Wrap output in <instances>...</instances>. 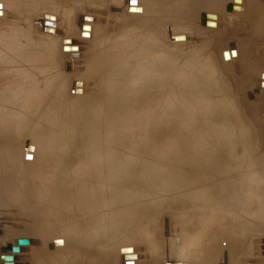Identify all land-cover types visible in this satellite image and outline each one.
<instances>
[{
  "label": "rangeland",
  "instance_id": "374dc122",
  "mask_svg": "<svg viewBox=\"0 0 264 264\" xmlns=\"http://www.w3.org/2000/svg\"><path fill=\"white\" fill-rule=\"evenodd\" d=\"M116 1L117 0H0V40H2L0 42V46L1 45L3 46V47L2 46L0 47L1 49L0 56L3 53L1 56V59H4V61H7L8 63H10V65L9 64L7 65L5 62L4 63L5 66L3 67L2 63L0 62L1 63L0 66L3 67V69L0 67V70L2 69V71H0V74H1L0 77L3 78L4 80L6 79L4 81L3 79L0 78V87L2 88L0 89L1 91L2 90L5 91V89L8 88L7 90L9 91V93H5L7 90L4 93L3 91L2 93H0V109H1V106L2 108L4 107L3 101L5 102V104L10 103L9 109L8 107H6L8 106L7 104L5 105L6 108L4 107L6 111L8 110L7 111L8 113H6V115H8V122L10 124L7 126V128L9 129V134L12 137L13 135L18 136L16 139V141L18 140L17 141V144L19 143L18 145H20V143L23 144L25 142V144H27L25 146H28V145L30 146L33 144V142L37 143V141L41 140V138L43 137L45 138L46 137L45 135L46 134L48 135V133L52 135V137L53 135H55L56 137L57 134L59 135L61 130L63 134L64 133L67 134V132L69 131L68 135H65V134L64 135L67 136L68 138L67 137L66 138L69 139L70 141L67 140V142H65L66 140L64 138L65 136L60 133L59 136L61 137H59L58 139H55L52 142V144L55 146L57 145L61 146V145H64L65 143H67L68 145L72 143L73 145L72 144L70 145H72L73 148L70 145L67 147H71L73 150L72 151L70 149L71 152H73L74 154V156H72L74 157V159H72V157L71 159L76 161L75 162V164H77L76 168L78 169L79 167H82L80 166L81 163H83L82 165L85 166V169L84 167H82L83 169L79 168L83 170V172L79 170L80 173L78 171V175L79 174L80 176L83 175L81 176L83 179L82 178L81 180L78 179V181H82L81 183L83 184H85L84 182L86 181H88L86 182V184H90L91 181H93L94 182L93 184H95L96 182L95 179L96 180L101 179L102 181L97 180V182L99 181V183H101L103 187L100 186L99 184L98 186L100 188L102 187V191L106 192L104 193L100 191L101 189L98 186H96L98 187L96 188L95 185L97 184L95 185L90 184L89 187L93 185L91 189L88 187V185L87 187L85 185L84 188L86 189V191L85 189L83 190V192L80 190L81 194L79 192H78L79 195L77 194L79 197L78 199L79 204H78V201L76 200L78 197H76L77 195L75 194L80 188H77L78 190H76L75 194H73V196L75 195V197L73 198H75L77 202V205L75 204L76 205L75 207H77L78 205L80 207L82 206L83 207L80 208L78 206L75 212L77 213L78 212L77 209H78L81 215L79 213H77L78 215H76V213L74 215L73 214L69 215V212H68V214L63 215L62 217H60V219L57 220L56 217L49 216L47 213L48 218L45 219L44 216L46 215V212L45 213L43 212L45 211V208H47V203L50 200V199L48 200V198H51L52 196L51 195L49 197L45 196L47 199L46 202H43V200L45 199L43 197L42 198L43 200H40L41 201L40 204H38L39 203L38 201L36 202L34 200L29 201L28 198L30 195L27 193V191L29 190H26V186H25L28 180H26L27 177L25 178V175L23 173L25 171V168L21 167L22 168L21 170V168L18 167L20 166L19 163L17 164L15 169L12 166V170L14 169L16 173H18V171L21 173L22 171V174H21L22 177L19 176L20 173L16 174L13 172L14 171L13 170L12 171L13 175L7 178L9 185H13L16 188L19 186L18 187L19 190L17 188L16 193L19 192L20 190H22L21 192H23L22 194L21 192L17 194L15 193L14 196L16 197L17 195H20V196L22 195V197L24 198L23 195L25 193H27V195L29 196L26 198L28 200L26 204H25L26 200L23 199L25 200V202L23 203V200L20 196L19 197L17 196V197L20 198L22 201L18 200V198L16 197L15 199L18 200L16 202H15V199L13 198L14 196H12L13 200L11 202L8 201L9 204L6 202L7 204L3 205L2 208L0 209V256H4L2 252L9 251L10 249L9 244H14L15 242L18 243L17 240L21 239L20 235H22V239L24 238L29 239V242L25 240L27 245L28 243L29 245L26 247L25 242L24 243L20 242L19 243L20 245L18 244L19 245L18 246L15 243V246L13 247L11 246L12 251L10 250V252L12 253L14 252L13 256L7 255V257L11 256V258L8 260L0 258V260H4L5 264H8L9 262L11 264H40V263L42 264L43 261H47L48 262L47 264H49V261L53 262L51 258L56 257L58 255L57 251H59V249L63 250L62 254H60L61 251L59 252V256L63 254H64L63 256H65L66 252L64 253V250L67 251V249H70L69 251L71 253L72 252L74 253H72L73 255H71L69 252H67L66 255H70L68 257L73 256L71 257V259L74 260L75 258L74 256L76 255H78V259L81 255L82 256L86 255L85 257L88 260L84 259V261L85 262L89 261L90 263L94 259L93 257L94 256L96 257L99 254V252L101 253V250H103L104 252L105 251L106 252L104 253L102 251L103 253L99 255L107 256L109 261L113 264H123V262L119 258V254L123 252L121 250L124 247H122L121 249L120 247L127 243V245L130 244L133 247V249L136 251V253L138 254L137 260H135L136 256L134 254L132 255L133 257L131 258L135 260V263L132 262L129 264H163L165 261H171V262L173 261L176 264H186L188 263L189 260L186 261V258L184 257L185 254L187 255V259L188 257L189 258L191 257L190 260L192 259L194 261L196 260L195 262H193V260L189 261L188 264L190 263L198 264V262H200L199 264H202L203 261L201 260L202 258H204L202 257L204 252L199 251V250H204L202 249L204 246L205 248H208L209 246H211V244L209 245V243H207L208 246L206 244H202V241H200L199 243L198 242L199 240L197 241L196 237L194 238L195 234L199 235L201 233V232L194 231V230L198 227V225L200 227L202 225L205 227L206 231H210L209 233H212L211 231H213L215 239H212V241L216 240L215 242L216 243L218 242L217 245L220 243L218 246H216L215 242H214L215 244L212 243L213 246H215V248L218 247L216 251H219V250L222 251V252L219 251L220 257L216 261L221 262V264H264V227H262L264 225L263 222L260 221L262 224L261 226L257 218L253 217L255 219L254 220L251 217L253 219L252 220L253 223H250L251 222L250 217H248V219L250 220L249 221L247 218H244L242 216L243 213L240 214L241 212L237 210L238 207L231 206L232 202L229 198L230 196H228V193H227L228 188H229L228 186L229 181L231 180V175H233L232 167H229V166L233 165L235 161L242 159L244 162H246L247 165L255 166L256 170L261 168L260 165L262 164V161H261L262 157L260 154L261 151L256 145V139L258 136V128H257V123H256L257 121L255 120L261 117L263 114V108L261 106L262 105L261 103L264 102V95L260 94L258 91H255L257 87L259 88L258 81H260L262 78L258 76L259 72L253 71L250 75L249 81L247 83L241 84L245 80L244 78H246L245 75L242 77V74H241L242 73L241 69L243 67L242 62H240L237 58H235L230 63L228 55L225 54L227 53L225 48L230 43H232V40L238 43L240 40L239 37L244 36V34L241 33L243 31L242 27H239L240 25L238 24L239 28L237 29H239L240 31L239 33L240 36L238 35L237 37H235V35H232L234 34L233 32L230 33L231 35L227 36L226 31L229 29V24L226 21L225 23H227V25L225 24V28L223 31L224 34H222L221 40L219 41V43H217L219 44L218 45L219 47L216 51L212 47L214 46V43L209 44V46L206 45L204 39L208 35L207 28L205 27L203 28V25L199 21H196L197 19L195 17V14H196L195 12H193L192 10H187L185 8L180 9V8L173 7L170 10L160 8L162 9V11L155 10L152 12V14L157 15L158 18L163 16L162 18H164V22L160 23V33L156 39L157 41L155 42L157 43L156 46L153 45L155 43L149 44L150 46L149 47L150 49H149L147 48L148 45L145 46L146 40L143 37L144 36L143 33L138 32L137 30L135 31L132 30L130 35L127 36V32L132 28L131 26L134 25L136 19L144 14L145 4L139 1L138 6L136 5L133 6V5H129L130 4L129 0L127 1L119 0L118 2ZM225 9L226 8L224 7V9L219 14V16L223 19L226 18L228 14H231ZM84 26H86L87 28L85 29ZM155 28L157 29L159 28V26L155 24ZM197 29L199 30L198 32L196 31ZM77 31H83V33L80 34V32H77ZM182 31L184 32L183 34H185L186 37H184L183 35L182 36L181 35H172V36L170 35L171 33L173 34L174 32H182ZM78 33L80 34V36H78L79 35ZM82 35L84 37L88 36V38L87 39L85 38V40H82L83 39ZM89 36L90 37L92 36V38L90 39ZM78 37L81 39H79ZM8 41H10L9 42L10 45H6V43L8 44ZM258 42L259 41H257L255 44V47H253V48H256V50L253 53L252 55L253 59L251 60L253 61L252 65H254L255 68L264 66V45H261V44L257 45ZM14 44L16 46H13ZM4 45L6 46L4 47ZM17 45L21 46L22 50H20V47H17ZM23 45H26V46H23ZM8 46L12 49H10ZM6 47L10 50L5 51L4 53V50H7ZM13 47L14 49L15 47L18 48L17 53L15 52L16 49L12 51ZM23 47H25L28 52L26 51V49L24 50ZM40 48H41V52L43 48V54L46 51L47 56L46 54H44L45 57H43V54H40L43 57L42 59L41 57L40 58L35 57V59H33L32 57L36 56V53L37 54L40 53V50H39ZM195 48H197V51ZM69 49L70 51H68ZM257 49L258 51L260 49L261 52H258ZM136 50L138 54L136 53ZM32 51L35 54H33ZM134 51L137 54L136 57L138 58L131 59L132 58L131 55L132 53H134ZM7 52H9L8 56L6 55L7 57H9V55L11 54L12 55L14 54L15 57L13 55L12 56L13 58L10 56L12 59L7 58L5 56ZM24 53L28 54V56H26L27 58L25 57ZM128 53L130 54V56ZM16 54L19 57L16 56ZM29 54H32L33 56ZM126 55L128 57H126ZM129 57L131 58L129 59ZM30 58L33 59V64H31L32 61ZM122 58L123 59L126 58L125 61ZM38 59H41L42 61L43 60L44 61L43 62L38 61ZM8 60L12 62H9ZM36 60L39 65L41 64V66H38L37 63H35ZM128 60H131V61L129 62ZM157 60H158L157 63L159 64L156 63ZM126 61H128L129 63ZM124 62H126L125 63L126 65L124 64ZM137 62H138V65L144 62L145 63L144 65L145 66L147 65L146 67H148V65L150 64H151L150 67L154 65L153 71L155 72H152L154 74L151 73L152 76L155 74H156L155 76H157L158 78L162 76L161 79L159 78L161 81L157 77L153 76L154 79L157 78V81L155 79L153 81L154 82L153 85L151 84L152 86H154L153 89L151 85L150 87H148L151 96H149L150 94L148 92V89L146 88L148 84L145 83L143 80L144 77H140L136 79V83L134 82L135 81L134 78H132V80H134L133 81L134 83L132 82L131 79H129L131 78L130 76L133 73V72L131 73V70L133 69L134 66H136ZM127 65L130 67V73L126 71L129 74L124 72L126 67L128 70ZM7 66H8V69H7ZM124 66L125 68L124 70H122L123 69L122 67ZM189 69H192L191 71L192 72L194 71V72L193 73L190 72ZM6 70L8 71L7 73H5ZM160 70H167L166 72L168 74H166L165 71H161V73L164 72L161 75V73L158 72ZM183 71H185V73ZM1 72H3L4 74H2ZM103 72H105L104 74L107 73L106 75L111 78H108L109 80H107V77H105L106 75H104ZM123 72L125 73V77L121 78L124 75ZM182 72L184 73V75ZM134 73H136V71ZM126 74L129 77L127 78L128 82L126 81V77H127ZM133 74H132V77H134ZM165 74L167 76H164ZM113 76H116V79L119 78L118 76H120V78L118 80L116 79L112 80ZM165 77L166 79L162 80V78H165ZM139 79L141 80L138 82ZM104 80H107L109 82L111 80L112 81L116 80L115 83L110 82V84L109 82L106 81L105 85L107 87L110 85L109 86L110 91L108 90L109 93L107 91L103 92L104 90L109 89V88H106L104 84H103L104 86L102 85V83L105 82ZM163 81L164 83L163 84L160 83L161 84V85L159 84L160 86L156 84V83L163 82ZM2 82L5 84V86L3 85ZM143 82L146 85H143L142 84ZM112 83L114 84L112 85ZM263 83H262V87H264ZM2 85L5 87L4 89ZM141 85H143V87ZM162 85H164L166 88ZM100 87L103 89H101ZM134 87H135L134 90H136L137 93L133 94V96H128V94H126V90L131 89V88L133 89ZM160 87L165 88L164 92L162 90L163 88H160ZM178 87H182V89L181 88L177 89ZM155 88H159V92L157 90L155 91ZM144 89H146L148 93ZM166 89L167 91H165ZM160 91H161V94L163 95L160 94ZM169 91L171 94L167 93ZM120 92L121 94H119ZM122 92H123V96H122ZM155 92L158 94H156ZM104 93L106 95H104ZM152 93L153 95L154 93L155 95H157L155 96L156 99L160 100L159 98H162L161 100L163 101L166 100L165 102L167 103L165 102L162 103L161 101V104H160V101L158 100L154 101L155 97H153ZM4 94H7L8 96L5 95L6 96L5 98V96H3ZM100 94H103V95L100 96ZM107 95L109 96V98ZM9 96H10V100H9ZM102 96L103 97L105 96V97L103 98ZM148 96L150 99L148 98ZM152 100L153 102L158 103L157 106H155L156 103H154L155 105L153 104ZM103 102L106 104H104ZM130 104H132L133 108L131 107ZM147 104L149 105L151 104L150 107L147 106ZM119 105H120V108H119ZM164 105L167 107V109L165 108ZM148 107L150 111L147 109ZM152 107L154 111L153 110L151 111ZM157 108H161L159 109L160 111ZM117 109H121V111ZM129 109L131 111H129ZM116 110L117 112L120 111V113L119 112L116 113ZM162 110L166 114L168 113L167 115L169 117L167 115L166 117L164 115L165 113H162L163 112ZM113 112L114 114H116V116L113 114ZM122 112L124 114L126 112L127 115L125 114L126 116L124 115V117H122L123 116ZM9 113L11 116L9 115ZM128 113L129 114L131 113V114L129 115ZM62 114L66 115L69 120L67 118L65 119L66 116L64 115H63L64 118H61L63 117ZM149 114L151 117L149 116ZM184 114L187 115V117ZM69 115L71 119L73 118L71 121H70ZM72 115H74L75 117L74 116L72 117ZM128 115L130 116V118L128 117ZM104 116L107 117L106 119H108L109 117L108 121L105 120ZM114 116L115 118L113 119H117L116 117L121 118V120L126 117L129 119L126 118V119H123L122 121L120 120L121 123L119 121V124L121 125L118 126V123L116 122H118L119 119L113 122L114 120L111 117H114ZM136 116H138L139 118L137 119ZM147 116H149V119ZM11 117H12V120L15 118L14 119L16 121L15 123L18 122L15 125L16 127L11 126L15 124L13 121H11L10 119ZM19 117L22 121L25 119V124L24 122L22 123L20 119H18ZM133 118L135 120H133ZM159 118L161 119L160 121H159ZM164 118H168L169 121ZM147 119L149 121H147ZM151 119L155 124L158 121L162 123L158 122L157 123L158 126L157 125L152 126L154 123L152 121L150 122ZM62 120H63V123H62ZM73 120H75V122H72ZM26 121L29 122L28 125ZM104 121L106 122L104 123ZM111 121L112 123H114L113 126H112ZM144 121L148 123H145ZM163 121H166V122H163ZM64 122L65 124H67L66 126H68L71 129H69L68 127L65 128L66 126ZM107 122L109 123L108 126H107ZM131 122H134V123H131ZM139 122H141L142 124ZM125 123H127L126 125L127 126L129 125V127H123V124ZM143 123L145 125L146 124L147 125L152 124V125L145 126L143 125ZM73 124L74 126H72ZM131 124L133 125L131 126ZM19 125L21 126L20 130H23L22 131L23 133L20 131L21 135L20 133H18ZM115 125H117V127ZM9 127L14 130L13 131L11 129L13 134H11L12 132L10 131ZM34 127H37V128L33 129ZM131 127L132 128L135 127V128L132 129ZM22 128H25V129H22ZM32 129L33 131L36 130L35 133L30 132L32 131ZM38 129L41 130V132ZM63 129L64 130L69 129V130L67 132H65L66 130L63 132ZM28 132L30 133V135ZM55 132L57 134H55ZM38 133L39 134L44 133V134L39 135V138H38L37 136ZM105 134L107 135V137L105 136ZM36 136H37V139H36ZM102 136H105V139H103ZM26 138H27L26 141L29 140L28 141L29 143L25 141ZM41 141H43V139ZM39 142L40 141H38V143ZM191 142L194 143V146L199 145L197 146V149L200 151V154H198V150L196 148L195 149L193 148L194 146H192L193 144ZM74 143L76 146L74 145ZM189 145L191 146L189 147ZM204 145H206V148L208 149L210 147L212 151L210 149L209 150L207 149L208 151H205L204 153L202 151L203 148L206 150ZM33 146L35 145L33 144ZM198 147L200 148L203 147V148L199 149ZM76 148H79V149H76ZM82 148H84V151L80 150ZM94 148L97 150L95 151L96 153L98 151H99L98 153H101V154H98L101 156L103 154L102 149H105L103 155H106L105 152L107 151V154H108L106 155L107 159L105 158V156L104 157L102 156L103 158H105V161H106L104 165L102 164L103 166L108 167L112 165L113 163L115 164V162L118 163L119 165L115 164L117 165L116 167H108V168L107 167L104 168L103 166L99 167L98 165L100 164V162L101 161L105 162V161H103V158H100V156H98L97 154H95V156H98V157H96L97 159L94 160L95 156L91 154L92 151L93 153H95ZM97 148L101 149V151ZM216 148H217V151L219 152V153L215 152L217 153L215 154L217 156L212 154L214 151H216ZM107 149L111 150V155L109 154L110 152H108ZM188 149H190L191 151L196 150V152L192 151V154L196 153L198 155L196 154H195L196 156L192 155L191 151L190 150L188 151ZM79 150L82 152V154L86 153L85 150H87V153L83 155V156L86 155L83 159L84 160L88 159L85 161L86 162L89 161V164L88 163L86 164L84 160L82 161L83 156L81 155ZM71 152H70V156L72 154ZM189 152H190V155H192V158L190 156L189 157L187 156V153L189 154ZM207 152L208 154H206ZM209 152H212V153L210 154ZM201 153H203L202 155H205V158L207 157L206 155H208V158L210 155H212L209 158V160L213 159L212 162H214V159H215L216 161L212 163L208 159L207 160L204 159ZM89 154L91 156H89ZM49 155L50 154L46 155L48 159H49ZM54 155L55 153L50 155V158L52 156V159L56 161ZM87 155L88 157H91V158H86ZM112 155H115V156H112ZM194 156L196 158H193ZM39 157L40 158H37V159L41 160L43 158L41 155ZM199 157H202L203 159H200ZM109 158L111 160H108ZM186 158L189 163L187 162V160H185ZM37 159H36V163H37ZM46 159L47 158L44 157V159H42V161H44L43 163L42 161H39L37 163L38 165L41 162L40 163L41 165L40 164L39 165L42 167H40L39 165L37 167L35 166L37 172H39L38 170L42 168L44 172L40 170V172H42L40 173V175L43 174V176L45 175L44 173L50 175L53 170L52 168L54 167L53 165L54 161L52 160V163H51L50 159L49 161ZM98 159L99 160L101 159V161H99ZM189 159L191 161L193 159L194 160L197 159V161L194 162L193 160V162H191ZM79 161L80 163H78ZM204 161L208 163L206 166H205ZM210 162L213 165L210 164ZM36 163L34 165H36ZM48 164L51 166L53 165V166L52 167L48 166ZM87 165H90L89 167L93 165L92 167L94 168L92 167L89 168ZM86 166L88 168H86ZM120 166H121V170L124 169V173L123 171H121L123 173L121 175L119 174L121 173L119 172ZM203 166L209 167L211 170L213 167H217V168H213L212 173H211V170L207 172L209 168H204ZM101 167L103 169H106V170L102 169L101 171L103 172L105 171V173L107 172L106 175L104 174V177H102L103 172L101 173L100 170H98V169H101ZM16 168L18 170H16ZM114 168L117 169L118 172L114 171L113 170ZM203 168L205 169L207 173L204 172ZM86 169H87L86 172H89V174H87L86 172H85L86 174L84 173ZM93 169L95 170V172H93L94 171ZM216 169L217 171L213 173V171H215ZM90 170L93 172L92 175L90 174L91 173ZM96 170L98 171V173ZM111 170H113L114 172L113 171L111 172ZM202 171L204 173H202ZM110 172L112 174H110ZM158 172L160 174H158ZM199 172L201 173L200 175L201 177L198 176ZM220 172L221 174H219ZM99 173H101L100 174L101 176L99 175ZM202 174L206 176L208 175V177L206 178V176H203ZM178 175H181V176L184 175L183 177L188 178V179H190L191 176L195 177L196 175L200 177L199 180L206 178L205 183L204 182L197 183L199 185L198 194H203L204 196V197L202 196L201 197L202 199L200 200L202 203L199 201L197 202V200L195 201L196 199L195 194H194L195 190L192 186L185 189L184 190L185 193H184V191H180L179 189H177L175 185L173 184L170 185L171 183L170 181L174 178V176H178ZM84 176H86V178H84ZM88 176L89 177L91 176L90 180ZM92 176L94 178H92ZM113 177L114 179L116 177L119 178V180L118 178H116L119 181V184L118 182H116L117 180L113 179ZM103 178L105 180H103ZM109 178L111 179V181ZM169 178H170V181L168 180ZM22 180H24L26 184ZM106 180L108 182H106ZM166 180L170 183H168ZM20 181H22V183ZM114 181H115V184H114ZM163 181L165 184L163 183ZM109 182L110 183L113 182V183L110 184ZM192 182H195V181H192ZM21 184L22 185L24 184V186H22ZM116 184H118V186ZM111 185L112 187H114V188L111 187L112 190L110 189ZM93 187L95 189V192H90V191H94L92 190ZM88 188L90 189V191ZM107 188L108 190L110 189L111 191H108ZM118 188H119V191H121L119 194H121L120 196L122 197L118 196L119 194L117 193V190H116V194H118L116 195V198L118 199L117 200L115 197L112 198V194L115 192V189H118ZM99 191H100V196H102L103 198V199L100 198V201L101 202L103 201L101 204H100V201H97V198L99 199V194H98ZM85 192L89 194L87 195ZM94 193L98 196H96ZM204 193L206 195H204ZM166 194H167V197L165 196ZM27 195H25V197ZM80 195L84 196L82 197V200H84V202L89 201L87 199H91L92 197L93 199V200L91 199L92 201L85 203L86 206L89 204L88 206H90L92 210L89 209L88 206L86 209L85 205H83L84 202L81 201ZM103 196L107 198L106 201ZM186 196L192 197L193 199L186 197ZM85 197H88V198H85ZM149 197L151 199L150 201H152L153 204L149 201ZM114 198L119 202H117ZM113 199L117 203H115ZM30 202L32 205L30 204ZM90 202L91 204L95 202L96 205H99V207L105 206V205L106 207L99 208L95 204L91 205ZM103 203L105 205H103ZM194 203L197 204V207L193 205ZM27 204H28V207H27ZM50 204H53L52 201L50 202ZM36 205H37V209H36ZM39 205L40 206L46 205V207L45 206L39 207ZM33 206L34 208H31ZM25 207L28 208L29 210L33 209L32 210L33 213H31ZM95 207H97L99 210H103L102 211L103 213L101 211H98V214H97L96 210L98 209H95ZM39 208H42L40 209L42 211H40ZM232 208H235L233 209L234 212L232 211ZM24 209H26L25 212H24ZM82 210H85L84 211L85 213H83ZM94 210L96 213L92 212ZM213 210H214V214L218 212L220 213L222 212L223 214L219 216L218 219H216L213 222V224H211L208 221L209 219L207 218V216L208 214H213ZM235 210L239 212V214H236L237 212H235ZM39 211L45 215L41 214ZM203 211H204V215L202 218H200V216L198 215L200 212H203ZM228 211L230 215L228 214ZM30 213L32 214L33 218ZM86 214H87V217L84 216ZM38 215L40 217H37ZM67 215L69 217L74 216L75 219L77 218V216L79 219L81 217H82L81 219L83 220L85 218L86 219L88 218V219L87 221L86 219L84 221L80 219L82 223L85 222L83 224L80 222L78 218H77V221L80 222V223L78 222L79 224L74 219L76 221V224L73 225L75 221L74 220L72 221L71 217L69 219ZM92 215L95 216L96 218L95 217L93 218ZM101 215H102L101 221L103 222L102 227L103 226L104 228L106 227L105 228L106 232L103 231L102 233V236L104 235L102 237V239L104 238L103 239L104 242H102V240L100 241L99 239L101 238L96 236L97 232L95 231H98V230H96V228H92L97 225V224L96 225L94 224L95 222H93V220L96 219L94 221H96L97 223L98 221L97 218H100ZM41 217L45 221H47L46 226L48 225L49 227L50 226L52 227L55 224L56 228L52 229L54 233L53 231H50L51 227L50 228L48 227L47 231L43 230L44 232L42 231V229H40L41 231L40 233L39 228L45 227L44 226L45 224H43L45 222L43 221V219H41ZM51 217H54L55 219L54 218L51 219ZM65 217H67V219ZM226 217H230V224L228 223L229 221L227 222V224L225 223ZM242 217H243V221L245 225L242 222V219H241ZM238 219H241V220H238ZM244 219H247V220H244ZM30 220H32V222ZM51 220L53 221L55 220L53 225L49 224L51 223L49 222ZM88 220H90V222H88ZM180 220L184 221L185 223L183 224ZM237 220L239 223H237ZM27 221L31 222V224L33 223L32 224L33 227L32 226L30 227L29 222L27 225L26 224ZM57 221H61V222H57ZM63 221L65 222L67 221V222L65 223ZM69 221L71 222V224L69 223ZM91 221L93 222L94 226H92L93 224L91 223ZM234 221H235V224L232 225ZM246 221H248L247 222L248 225H246L245 223ZM38 222L39 223L41 222V223L36 224ZM87 222L89 226H92V227H88ZM153 222L154 224H152ZM155 222L157 223L155 224ZM56 223H58L59 226H61V228L63 229L65 227L66 228L68 227L67 228L68 232L70 229L69 226L75 228V231L73 228L70 229L72 230V232L74 231L77 234V232L79 231L78 232L79 235L77 234L78 236L75 235L74 232H73V235H74L73 236L72 232H70V234L67 233L68 234L67 235L66 234L67 231L65 230L64 233L66 234V239L68 237L69 241L65 239L64 242L67 244V247L70 246L69 248H67L66 244L62 243L57 238L59 237L58 235L60 236L63 235L61 238L64 239L65 234H62L63 229L61 230V228H59L57 231V228L59 226L58 224L56 225ZM68 223H69V226L67 225ZM174 223H175L174 226H176L175 228L173 227ZM41 224L42 226H40ZM80 224L83 225L84 227L81 226L82 227L81 228ZM228 224H229V227L226 228ZM256 224L258 227L256 226ZM78 225L79 227H77ZM27 226H29V228L31 229L33 228L32 230L34 229L35 230L31 232L29 231L30 229L25 230ZM35 226L38 228H36ZM104 228L102 229L104 230ZM80 229H81V232H80ZM55 230L57 231L58 235H56ZM90 230H94V231L90 232ZM49 231H50V234H49ZM89 232L90 233L95 232L93 233L94 236L92 234L90 235ZM24 234L28 235V237L24 236ZM80 234H82L84 237L83 238L81 236V238H83L82 240L79 238ZM256 234L259 236H257ZM70 235L73 237L70 238L71 237ZM211 235L213 236V234ZM212 236L211 238H213ZM253 236H257V238L250 239ZM52 237L53 238L56 237V242ZM95 238L96 240L98 239L97 240L98 242L95 240ZM57 239L59 240L60 244L62 243L61 246L65 245V247L62 246L61 248L59 243H57L58 242ZM63 239L61 240L63 241ZM86 239H88V241ZM180 240H184L185 243L188 244L189 247L187 248L188 249L190 248L189 252H187L188 249L186 251V248H185L186 246L185 247L183 246V248H181L184 251L179 249L177 246H175L176 243ZM66 241H68L69 243H67ZM99 241L104 243L105 246ZM53 242L56 243V244L54 243L56 246L53 244ZM96 242H97V245H96ZM70 243L72 244L74 243L78 247ZM22 244L25 246H23ZM78 244H81V246L85 245L86 248L81 247ZM86 244L88 245V248L91 249L90 252H88L91 255H88V253L86 252V251H89ZM201 244L203 245V247H200ZM249 245H251L252 247L250 248ZM73 246H75L76 248H74ZM100 246H103L105 248L102 247L101 249ZM50 247H52V249H50ZM53 248H55V250ZM130 248L131 247L126 248V249L130 250ZM42 249H44L43 250L44 252L42 251ZM77 249L79 251H76ZM228 249L229 250L231 249V250L229 251ZM51 250H54V252L52 251L51 253ZM39 251L40 253H38ZM80 251H82L83 254ZM93 251L96 253L94 254V256H93V253H94ZM55 252H57V255ZM75 252H77L78 254ZM183 252L184 253L186 252V253L183 254ZM44 253H47V254L44 255ZM49 253L53 255L50 256ZM47 255L49 256L46 257ZM38 256H39V259L44 256L45 257L39 260ZM82 256L80 257L82 261H80V259L79 261L81 263H84ZM123 258H124V261L126 262L124 264H128L129 261H132L131 258H125V254H123ZM76 259L77 257L75 258L74 261L70 262V264H74L76 262L79 264L80 262L77 261L78 259L77 260ZM213 261H215V259H212V258L209 259L208 264Z\"/></svg>",
  "mask_w": 264,
  "mask_h": 264
},
{
  "label": "bare ground",
  "instance_id": "6f19581e",
  "mask_svg": "<svg viewBox=\"0 0 264 264\" xmlns=\"http://www.w3.org/2000/svg\"><path fill=\"white\" fill-rule=\"evenodd\" d=\"M119 0H117L116 2H118ZM123 1V0H122ZM127 1V0H126ZM139 1H141L142 3H144L145 4V8H144V14L142 15V16H140V17H138L137 19H136V21H135V23H134V25L133 26H131L132 28L127 32V36L128 35H130V33L132 32V30H137L138 32H141V33H143L144 34V39L146 40V43H145V46H147V48H149L150 46H149V44H153V43H155L157 40V37L159 36V33H160V23H163L164 22V18H162L163 16H161L160 18H158V16L157 15H153L152 14V12L153 11H155V10H158V11H162V9H160V8H164V9H172L173 7H175V8H180V9H187V10H192L193 12H195L196 14H195V17H196V21H199L202 25H203V28L205 27V28H207V37H205V39H204V41H205V43H206V45L207 46H209V44H211V43H214V46H212L213 48H214V50H216L217 51V49H218V45L219 44H217V43H219V41L221 40V37H222V34H224L223 33V31H224V28H225V24L227 25V23L229 24V29L226 31V33H227V36H229V35H231L230 33L231 32H233L234 34H232V35H235V37H237L238 35H239V33H240V31H239V29H237V28H239V27H242V29H243V31L241 32V33H243L244 34V36L242 37H239V42L238 43H236V42H234L233 40H232V43H228L229 45L225 48L226 49V52L227 53H225V54H227L228 55V58H229V61H230V63L235 59V58H237L240 62H242V69H241V71H242V77L245 75L246 76V78H244L245 80L241 83V84H244V83H247L248 81H249V79H250V75H251V73L253 72V71H255V72H259V74H258V76L259 77H261L262 79L260 80V81H258V84H259V88L257 87V89H255V91H258L260 94H262V95H264V87H262V83L264 82V66H261V67H258V68H255V66L254 65H252V63H253V61H251L253 58V53L255 52V50H256V48H253V47H255V44H256V42L257 41H259L258 43H257V45L258 44H261V45H264V0H129V2H130V4L129 5H133V6H138V2ZM27 2V1H26ZM25 2V3H26ZM128 2V3H129ZM22 3V2H21ZM24 4V3H23ZM223 5H224V7L226 8L225 10L226 11H228L229 13H231V14H228L227 16H226V18H221L220 16H219V14H220V12L224 9V7H223ZM21 6H23V5H21ZM25 6H26V4H25ZM27 7H28V5H27ZM227 21V23H225ZM155 24L156 25H158L159 26V28H155ZM223 24H224V26H223ZM233 24V25H232ZM240 26H239V25ZM243 24V25H242ZM235 25H237V26H235ZM239 26V27H238ZM195 28H197V27H195ZM197 32L199 31L198 29L196 30ZM221 31H222V33H221ZM77 32H80V34H82L83 33V31H77ZM184 32L182 31V32H174L173 34L171 33L170 35L172 36V35H183L184 37H186L185 36V34H183ZM236 33H238V34H236ZM79 34V33H78ZM80 34L78 35V36H80ZM75 35V34H74ZM169 35V36H170ZM93 36V35H92ZM92 36L90 37V39L92 38ZM240 36V35H239ZM79 38V37H78ZM77 38V39H78ZM82 40H85V38L87 39L88 38V36L86 37H84L83 35H82ZM4 39V38H3ZM79 39H81V38H79ZM89 39V40H90ZM186 39V38H185ZM2 40H0V42H1ZM11 41V40H10ZM10 41H8V44L6 43V45H10ZM7 42V41H6ZM90 42H92V41H90ZM231 42V41H230ZM3 43V42H2ZM136 44H138V43H136ZM156 44L157 43H155V44H153L154 46H156ZM215 44H216V46H215ZM6 45H4V47L6 46ZM21 45H22V43H21ZM254 45V46H253ZM256 45V46H257ZM2 46V45H1ZM0 46V47H1ZM13 46H16L15 44L13 45ZM23 46H26V45H23ZM3 47V46H2ZM9 47V46H8ZM17 47H20V50H22L21 49V46H18L17 45ZM17 47H15V49H14V47H13V50L12 51H14L15 50V52L17 53ZM152 47V46H151ZM211 47V46H210ZM261 47V46H260ZM7 48V47H6ZM10 48V47H9ZM24 48V50L26 49L25 47H23ZM263 48V47H262ZM10 49H12V48H10ZM10 49H8L7 48V50H4V53H5V51H8V50H10ZM46 49V48H45ZM45 49H44V51H45ZM135 49V48H134ZM150 49V48H149ZM196 49V51H197V48H195ZM224 49V50H225ZM261 49V48H260ZM260 49H259V51H258V49H257V51L258 52H261L260 51ZM1 50V49H0ZM40 50V53L39 54H37L36 53V56H34V57H32L33 59H35V57H41V59L43 58V57H45L44 56V54H46V51L44 52V54H43V48H42V52H41V48L39 49ZM146 50H148V49H146ZM145 50V51H146ZM262 50V49H261ZM3 51V50H2ZM19 51V50H18ZM26 51H27V49H26ZM68 51H70V49L68 50ZM28 52V51H27ZM26 52V53H27ZM33 52V51H32ZM36 52V51H35ZM257 52V53H258ZM8 53L9 52H7V54H5V56L7 55L8 56ZM14 53V52H13ZM30 53V52H29ZM69 53V52H68ZM136 53H137V50H136ZM135 53V51H134V53H132V55H131V57H129V59L131 58V59H133V58H138V57H136L137 56V54ZM151 53V52H150ZM153 53V52H152ZM263 53V52H262ZM3 54V53H2ZM2 54H1V56H2ZM10 54H11V52H10ZM19 54V53H18ZM33 54H35L34 52H33ZM40 54H43V57L40 55ZM64 54H66V53H64ZM129 54V53H128ZM130 54H131V52H130ZM130 54H129V56H130ZM146 54V53H145ZM148 54V53H147ZM154 54V53H153ZM14 55V54H13ZM12 54L11 55H9V57H7V58H10V59H12L13 56ZM21 55H22V53H21ZM24 55H25V57L26 56H28V54H25L24 53ZM24 55H23V57H24ZM29 55H31V56H33L32 54H29ZM40 55V56H39ZM50 55V54H49ZM49 55H48V57H49ZM69 55V54H68ZM94 55H96V54H94ZM113 55V54H112ZM111 55V56H112ZM142 55V54H141ZM1 56H0V62L2 63V65H3V67L5 66L4 65V63L6 62V64L8 65H10V63H8L7 61H4V59H1ZM4 56V55H3ZM12 58H11V57ZM16 56H18L17 54H16ZM46 56H47V54H46ZM108 56V55H107ZM109 56H110V54H109ZM138 56H140V55H138ZM145 56V55H144ZM14 57H15V55H14ZM19 57V56H18ZM125 57V56H124ZM126 57H128L127 55H126ZM146 57V56H145ZM4 58V57H3ZM27 58V57H26ZM32 58H30L31 59V61H32V63L31 64H33V59ZM36 58V59H37ZM41 59H38V61H42ZM46 59H47V57H46ZM76 59V58H75ZM123 59V58H122ZM126 59V58H125ZM125 59H123L124 61H125ZM256 59V58H255ZM6 60V59H5ZM72 60V59H71ZM139 60V59H138ZM158 60H160V59H158ZM158 60L156 61V63L158 62ZM162 60V59H161ZM9 62H12V61H10V60H8ZM30 61V60H29ZM44 61V60H43ZM42 61V62H43ZM129 62L131 61V60H128ZM128 61H126V62H128ZM133 61V60H132ZM166 61V60H165ZM254 61H256V60H254ZM258 61V60H257ZM35 62V61H34ZM126 62H124V64L126 63ZM128 62V63H129ZM148 62V61H147ZM146 62V63H147ZM152 62V61H151ZM160 62V61H159ZM164 62V61H163ZM162 62V63H163ZM0 63V64H1ZM35 63H37V60H36V62ZM41 63V62H40ZM136 63V62H135ZM255 63V62H254ZM123 64V65H124ZM145 63L144 62H142L140 65H138V62H137V64H136V66H134L133 67V69L131 70V73L133 72H135L136 71V73H132L133 75H134V77H132V74H131V78H129L128 77V75L127 74H129L130 73V67L128 66V70H127V67H126V69H125V73H127L126 71H128L129 73H127L126 75H127V77H126V81L128 82V80H127V78H129V79H131L132 80V78H134L135 79V81L134 80H132V82L134 81L135 83H136V79H138V78H140V77H144V82L145 83H147L148 85H147V89H148V92H149V88L148 87H150V85L152 84L153 85V81L156 79V81H157V76H155V75H153V76H155V77H157V78H153V76H152V74H154V73H152V72H155V71H153V66H151L150 67V65H148V67H146L145 65H144ZM157 64H159V63H157ZM156 64V65H157ZM170 64V63H169ZM36 65V64H35ZM37 65L38 66H41V64L39 65L38 63H37ZM126 65V64H125ZM156 65H155V67H156ZM158 66V65H157ZM1 67V66H0ZM3 67H1L2 69H3ZM36 67V66H35ZM165 67V66H164ZM70 68V67H69ZM123 69L122 70H124V68H125V66L124 67H122ZM185 68V67H184ZM255 68V69H254ZM2 69L0 70V71H2ZM4 69H6V68H4ZM7 69H8V66H7ZM165 69V68H164ZM169 69V68H168ZM96 70H97V68H96ZM96 70H94V71H96ZM156 70V69H155ZM192 69H189V71L190 72H192L191 71ZM161 71H165V73L166 74H168L166 71L167 70H160V71H158L159 73H161ZM186 71V70H185ZM185 71H183L184 73H185ZM4 72V71H3ZM3 72H1L2 74H4ZM8 71L6 70V72L5 73H7ZM123 72V73H124ZM157 72V71H156ZM182 72V73H183ZM194 72V71H193ZM192 72V73H193ZM105 72H103V74H104ZM110 73V72H109ZM112 73V72H111ZM125 73H124V75L122 76V75H120V76H122L121 78H123V77H125ZM152 73V74H151ZM164 72H162L161 73V75L163 74ZM184 73H183V75H184ZM103 74H102V76H103ZM107 74V73H106ZM106 74H104V75H106ZM164 75V76H167V75ZM5 75H7V74H5ZM4 75V76H5ZM0 76H1V74H0ZM4 76H2V77H4ZM112 76V75H111ZM120 76H118L119 78H120ZM6 77V76H5ZM105 77H107V80H109L108 78H111V77H108L107 75L105 76ZM115 77V78H114ZM117 77V78H118ZM161 77L162 76H160L159 78L161 79ZM1 78V77H0ZM118 78V79H119ZM153 78V79H152ZM158 78V79H159ZM1 79H3V78H1ZM104 79H106V78H104ZM113 79H116V76H113V78H112V80ZM118 79H116V80H118ZM159 79V80H160ZM164 79H166V77L165 78H162V80H164ZM4 80V79H3ZM6 80V79H5ZM4 80V81H5ZM107 80H104L105 82H103L102 83V85L104 84H106V81ZM110 81V82H114L115 83V81ZM123 80V79H122ZM131 80H129V81H131ZM141 79H139L138 80V82L140 81ZM240 80V79H239ZM2 81V80H1ZM161 81V80H160ZM107 82H109V81H107ZM110 82H109V84H110ZM133 82V83H134ZM137 82V83H138ZM144 82L142 83L143 85H146V84H144ZM3 83V82H2ZM114 83H112V85L114 84ZM129 83H131V82H129ZM163 84L164 83V81L163 82H159V83H156V84ZM239 83H240V81H239ZM123 84V83H122ZM124 84H126V83H124ZM141 84V83H140ZM155 84V85H156ZM160 84V85H161ZM3 85L5 86V84L3 83ZM2 85V87H3V89L5 88L4 86ZM102 85H100V86H102ZM103 85V86H104ZM108 85V84H107ZM143 85H141L142 87H143ZM151 85V87H152V89L154 88V86H152ZM157 85V86H158ZM159 85V86H160ZM263 85H264V83H263ZM110 86V85H109ZM109 86L107 87L106 85H105V87L106 88H109ZM162 86H164V85H162ZM8 87V86H7ZM156 87V86H155ZM165 87V86H164ZM164 87H160V88H163L162 90H163V92H164V89L166 88H164ZM1 88V87H0ZM101 88V87H100ZM145 88V87H144ZM179 88H181L182 89V87H178L177 89H179ZM2 89V88H1ZM1 89H0V91H1ZM8 89V88H7ZM7 89H5V91L7 90ZM101 89H103V88H101ZM113 89V88H112ZM135 89V87L132 89H128V90H126V94H128V96H133V94H136L137 93V91L136 90H134ZM137 89V88H136ZM151 89V88H150ZM110 91V88L109 89H107V90H104L103 92H105V91H107L108 93H109V91ZM144 90H146V89H144ZM158 91L159 92V88H155V91ZM161 90V89H160ZM3 91V93L5 92L4 90H2ZM2 91L0 92V93H2ZM8 91V90H7ZM5 92V93H9V91L8 92ZM102 91V90H101ZM151 91V90H150ZM154 91V90H153ZM165 91H167V89L165 90ZM115 92V91H114ZM146 92H147V90H146ZM147 92V93H148ZM146 93V94H147ZM156 93V92H155ZM155 93H154V95H153V93H152V95H153V97H155V96H157V95H155ZM167 93H170V91L169 92H167ZM112 94V93H111ZM119 94H121V92L119 93ZM126 94H125V96H126ZM149 94H150V92H149ZM156 94H158V93H156ZM160 94H161V91H160ZM171 94V93H170ZM5 95H7V94H4L3 96H5ZM10 95V94H9ZM101 95H103V94H100V96ZM104 95H106L105 93H104ZM161 95H163V94H161ZM165 95V94H164ZM200 95V94H199ZM8 96V95H7ZM108 96V95H107ZM106 96V97H107ZM109 96H110V94H109ZM109 96H108V98H109ZM122 96H123V92H122ZM147 96V95H146ZM149 96H151V94L149 95ZM149 96H148V98H149ZM159 96V95H158ZM168 96H169V94H168ZM168 96H167V98H168ZM103 97V96H102ZM102 97H100V98H102ZM105 97V96H104ZM103 97V98H104ZM162 97V96H161ZM5 98H6V96H5ZM8 98V97H7ZM150 99V98H149ZM160 100H158V99H156V97L154 98V101H160V104H161V101H162V103L163 102H165V101H163V100H161L162 98H159ZM9 100H10V96H9ZM107 100V99H106ZM7 101V100H6ZM104 101H105V99H104ZM108 101V100H107ZM106 101V102H107ZM169 101V100H168ZM8 102H10V101H8ZM129 102H130V100H129ZM152 102H153V100H152ZM151 102V103H152ZM197 102V101H196ZM2 103V102H1ZM3 105H4V107H5V105L7 104L8 106H6V107H8V109H9V104L8 103H6L5 104V102L3 101ZM104 103V102H103ZM154 103H156V105L154 104ZM165 103H167V102H165ZM182 103V102H181ZM194 103V102H193ZM104 104H106V103H104ZM103 104V105H104ZM153 104L155 105V106H157V102H153ZM177 104V103H176ZM262 105V108H263V114H262V116L261 117H259L258 119H255L257 122V128H258V136H257V139H256V145H257V147L259 148V150L261 151V157H262V164L260 165L261 166V168H259L258 170H256V167L255 166H253V165H247L246 164V162H244L242 159L241 160H237V161H235L234 163H233V165H231V166H229V167H232V174L233 175H231V180L229 181V188H228V196H230L229 198H230V200H231V206L233 207H238V209L237 210H239L241 213L240 214H242L243 213V217L244 218H247L248 219V217H250V220H251V222L250 223H253L252 222V220L254 219L253 217H255V218H257L258 220H259V222L261 221V222H263V224H264V102H262L261 103ZM94 105V104H93ZM118 105V104H117ZM131 105V107L133 108V106H132V104H130ZM151 105V104H150ZM150 105L149 104H147V106H149L150 107ZM163 105V104H162ZM162 105H161V107H162ZM167 105V104H166ZM105 106H107V105H105ZM146 106V107H147ZM154 106V107H155ZM165 106V105H164ZM2 108V106H1V111H0V209L2 208V206L3 205H5V204H7L8 203V201L9 202H11L12 200H13V198L15 199L17 196L19 197L20 195H17L16 197L14 196L15 195V193H16V190H17V188L19 187H15V186H13V185H9L8 184V180H7V178L9 177V176H12L13 175V173H12V171L15 169V167L17 166V164L19 163V165L20 166H18V167H24L25 168V171L23 172L24 173V175H25V178H26V180H28V182H27V184L25 183V181L24 180H22V181H24V183L26 184L25 186H26V190H29V191H27V193L30 195H27V193H25L23 196H24V198L22 197V195L20 196L21 198H22V200L23 199H25L26 200V202H25V200H23V203L25 202V204L28 202V200L30 201V200H34L35 202L36 201H38L39 203L38 204H40V200H43L42 198L44 197L45 199H46V197L45 196H52L51 198H48V203H47V208H45V211L43 212V213H45L46 212V215L45 214H43V213H41L40 211H42V210H40V209H42V208H39V212L41 213V214H43V215H45L44 217H45V219L46 218H48V216H47V213H48V215L49 216H54V217H56L57 218V220L58 219H60V217H62L63 215H66V214H68V212H69V215L70 214H75L76 212H75V210H76V208L79 206H77V207H75L76 205H77V202H76V200L78 201V204H79V197H78V192L81 194V191L83 192V190L85 189L84 187H85V185H86V187H87V185H88V187H89V185L90 184H93L94 182L93 181H91V183L90 184H86V182H88V181H86V182H84L85 184H83V183H81L82 181H78V179H80L81 180V176H83V175H81L80 176V174L78 175V171L79 170H81V169H83L82 167H84V169H85V166H83L82 164L83 163H81L80 164V166H82V167H79V168H81V169H77L76 168V165L77 164H75V162L76 161H74V160H72V159H74V157H72V156H74V154H73V152H71V150H72V143H70V144H72V145H70L71 147H67V146H69L67 143H65V142H67V140L68 141H70L69 139H67L68 137L67 136H65V135H68V133H69V129H71V128H69L68 126H66L67 124H65V122H64V124H65V128H69V129H63V132L65 131V132H67V134H63L61 131H60V133L61 134H63L65 137V144H67V145H61V146H55V145H53L52 144V142L55 140V139H58L59 137H61V136H59L60 135V133H59V135L55 132V134H57L56 135V137H55V135H53V137H52V135H50L49 133H48V135H50V136H48L46 133V137L44 138H41V140L43 139V141H41V140H38V141H40L39 143H38V141H37V143H35V142H33V144L35 145V146H33V144L32 145H28V146H25V145H27V144H25V142L23 143V141H22V143L23 144H21L20 143V145H18L17 144V141H16V139H17V137L18 136H15V135H13V137L9 134V129L7 128V126L8 125H10L9 124V122H8V115H6V113H8L7 111H6V107L5 108ZM95 107V106H94ZM149 107L147 108L149 111H150V109H149ZM204 107V106H203ZM119 108H120V105H119ZM122 108V107H121ZM129 108V107H128ZM156 108V107H155ZM164 108V107H163ZM162 108V109H163ZM165 108L167 109V107L165 106ZM105 109V108H104ZM131 109V108H130ZM129 109V111H131ZM158 110L159 109H161V108H157ZM172 109V108H171ZM117 110H120L121 111V109H117ZM117 110H116V113H120V111H118L117 112ZM153 110V107H152V109H151V111ZM194 110V109H193ZM225 110V109H224ZM124 111V110H123ZM128 111V112H129ZM147 111V110H146ZM145 111V112H146ZM154 111V110H153ZM160 111V110H159ZM163 111V110H162ZM161 111V112H162ZM166 111V110H165ZM198 111V110H197ZM133 112V111H132ZM158 112V111H157ZM144 113V112H143ZM148 113H150V112H148ZM153 113V112H152ZM155 113V112H154ZM162 113H165L164 111L162 112ZM69 114V113H68ZM67 114V115H68ZM113 114H114V112H113ZM122 114H123V116L122 117H124V115L126 114V112H125V114L122 112ZM121 114V115H122ZM129 114V113H128ZM131 114V113H130ZM129 114V115H130ZM161 114V113H160ZM168 114V113H167ZM166 113L164 114L165 116L167 115ZM9 115H10V113H9ZM64 114H62V116H63ZM115 116H116V114H114ZM120 115V114H119ZM127 115V114H126ZM125 115V116H126ZM128 115V117L130 118V116ZM134 115V114H133ZM133 115H132V117H133ZM141 115V114H140ZM139 115V116H140ZM145 115V114H144ZM185 115V114H184ZM199 115V114H198ZM11 116V115H10ZM64 116H66V115H64ZM64 116L63 117H61V118H64ZM74 115H72V117H73ZM107 116H109V115H107ZM112 116V115H111ZM115 116L114 117H111L112 119L113 118H115ZM118 116V115H117ZM149 116H150V114H149ZM149 116H147L148 117V119H149ZM153 116V115H152ZM156 116H158V115H156ZM163 116V115H162ZM164 116V117H165ZM168 116V115H167ZM166 116V117H167ZM186 117H187V115H185ZM69 117H70V115H69ZM75 117V116H74ZM105 117V120H107L108 121V119H109V117H108V119H106L107 117L106 116H104ZM119 117V116H118ZM118 117H116L117 119H113L114 121L113 122H115V120H118V122H116V123H118V126L119 125H121V124H119V121L121 120V118H118ZM121 117V116H120ZM137 117V119L139 118L138 116H136ZM151 117V116H150ZM155 117V116H154ZM159 117H161V116H159ZM169 117V116H168ZM68 119V117L66 116L65 117V119ZM127 118V117H126ZM126 118H123V119H126ZM129 118H127V119H129ZM145 118V117H144ZM153 118V117H152ZM158 118V117H157ZM11 119V121H13L14 123L16 122L14 119L12 120V117L10 118ZM9 119V120H10ZM17 119V118H16ZM18 119H20V117L18 118ZM26 119H28V118H26ZM65 119H63V120H65ZM73 119V118H72ZM71 119V117H70V121L72 120ZM104 119V118H103ZM102 119V120H103ZM112 119H110V120H112ZM122 119V120H123ZM147 119V121H149ZM163 119V118H162ZM164 119H166V120H168L169 121V119L168 118H164ZM192 119V118H191ZM61 120V119H60ZM63 120H62V123H63ZM69 120V119H68ZM121 120V121H122ZM131 120H132V118H131ZM133 120H135L134 118H133ZM146 120V119H145ZM158 120V119H157ZM157 120H156V122H157ZM161 119L159 118V121H160ZM20 121H22L21 119H20ZM19 121V122H20ZM28 121V120H27ZM26 121V122H27ZM70 121H69V123H70ZM94 121H95V119H94ZM121 121H120V123H121ZM126 121V120H125ZM124 121V122H125ZM138 121V120H137ZM142 121V120H141ZM152 121V119L150 120V122ZM155 121V120H154ZM158 121V122H159ZM24 122V124H25V119L22 121V123ZM61 122V121H60ZM72 122H75V120H73ZM100 122V121H99ZM101 122H103V121H101ZM106 121H104V123H105ZM123 122V123H124ZM128 122V121H127ZM134 122H136V121H134ZM134 122H131V123H134ZM145 122V121H144ZM149 122V123H150ZM153 122V121H152ZM157 122V123H158ZM163 122H166V121H163ZM18 123V122H17ZM17 123H15L14 125H11V126H15ZM21 123V122H20ZM28 123L29 122H27V125H28ZM68 123V124H69ZM111 123H112V121H111ZM111 123H110V125H111ZM115 123V124H116ZM139 123H141V122H139ZM145 123H148V122H145ZM154 123V122H153ZM157 123L155 124H150V125H152V126H155V125H157ZM159 123H162V122H159ZM11 124H13V123H11ZM23 124V125H24ZM72 124V123H71ZM127 123H125V124H123V127H129V125L127 126L126 125ZM129 124V123H128ZM137 124H138V122H137ZM142 124V123H141ZM167 124V123H166ZM21 125V124H20ZM19 125V126H20ZM109 125V123L107 122V126ZM114 125V123H112V126ZM126 125V126H125ZM133 124H131V126H132ZM135 125V124H134ZM143 125H145L144 123H143ZM143 125H141V126H143ZM147 125V124H146ZM145 125V126H146ZM150 125H147V126H150ZM160 125V124H159ZM18 126V128H19V132L18 133H20V131L22 132L23 130H20L21 129V126L19 127ZM26 126V125H25ZM63 126H62V128H63ZM72 126H74V124L72 125ZM72 126H70V127H72ZM116 127H117V125H115ZM139 126V125H138ZM144 126V127H145ZM151 126V127H152ZM158 126V125H157ZM162 126H163V124H162ZM16 127V126H15ZM24 127V126H23ZM111 127V126H110ZM160 127V126H159ZM10 128V127H9ZM37 127H34L33 129H36ZM114 128V127H113ZM132 128V127H131ZM130 128V129H131ZM135 128V127H134ZM134 128H132V129H134ZM138 128V127H137ZM140 128V127H139ZM156 128V127H155ZM11 129L12 128H10V131H11ZM22 129H25V128H22ZM33 129H32V131H30V132H34L35 133V131H33ZM126 129H128V128H126ZM13 130V129H12ZM29 130V129H28ZM27 130V131H28ZM39 130V129H38ZM148 130V129H147ZM212 130V129H211ZM14 131V130H13ZM16 131H17V129H16ZM25 131V130H24ZM40 132H41V130H39ZM12 132V131H11ZM39 132V133H40ZM58 132V131H57ZM15 133V132H14ZM23 133V132H22ZM29 133V132H28ZM28 133H26V134H28ZM37 133V132H36ZM38 133V138H39V135H41V134H44V133H41V134H39ZM11 134H13V132L11 133ZM17 134V133H16ZM31 134H33V133H31ZM52 134V133H51ZM54 134V133H53ZM108 134V133H107ZM114 134H115V132H114ZM18 135V134H17ZM20 135H21V133H20ZM29 135H30V133H29ZM28 135V136H29ZM62 135V136H63ZM241 135V134H240ZM33 136V135H32ZM32 136H31V138H32ZM37 136H36V139H37ZM105 136L107 137V135L105 134ZM105 136H102V138L103 139H105ZM20 137V136H19ZM22 137V136H21ZM25 137H26V135H25ZM40 137H42V136H40ZM67 137V138H66ZM30 138V137H29ZM28 138V139H29ZM30 138V139H31ZM24 139V138H23ZM35 139V138H34ZM20 140H21V138H20ZM27 140V138L25 139V141ZM16 141V142H15ZM29 141V140H28ZM28 141H26V142H28ZM33 141V140H32ZM31 141V142H32ZM74 141V140H73ZM18 145H16L15 143ZM21 142V141H20ZM30 142V143H31ZM190 142V141H189ZM29 143V142H28ZM69 143V142H68ZM192 143V142H191ZM193 145L192 146H194V143H192ZM21 145H23V146H21ZM74 145H75V143H74ZM196 145V144H195ZM21 146V147H20ZM76 146V145H75ZM191 145H189V147H190ZM197 146H199V145H197ZM197 146H194L193 148L195 149H197ZM201 146V145H200ZM205 146V148H206V145H204ZM210 146V145H209ZM33 147V148H32ZM75 148V147H74ZM199 149H201V148H203V147H198ZM215 148V147H214ZM71 149V150H70ZM76 149H79V148H76ZM86 149V148H85ZM95 149V148H94ZM93 149V150H94ZM97 149H99V148H97ZM192 149V148H191ZM208 148H206V150L203 148V152L205 153V151H208L209 149H210V147H209V149L207 150ZM213 149V148H212ZM36 150H38V151H35ZM81 151L83 150L84 151V148H82V149H80ZM79 150V152L81 153V155L83 156L84 154H86L87 153V150H85V152L86 153H84V154H82V152ZM100 151H101V149H99ZM108 150V149H107ZM190 149H188V151H189ZM198 150V149H197ZM211 150V149H210ZM219 150V149H218ZM73 151V150H72ZM91 151V150H90ZM95 151H97L96 149L94 150V152ZM104 151H105V149H102V152H103V154H104ZM191 151V150H190ZM193 151V150H192ZM192 151H191V154H192ZM195 152H196V150H194ZM193 151V152H194ZM212 151V150H211ZM220 151V150H219ZM55 153V159H56V161L54 160V159H52V156H51V158H50V155H52V154H54ZM70 152L73 154H71V156H70ZM76 152V151H75ZM74 152V153H75ZM99 152V151H98ZM93 153V151H92V153L91 154H93V156H95V154H101V153ZM108 152H110L109 154L111 155V150H108ZM215 152H217V153H219L218 151H217V148H216V151H214L213 153L212 152H209L210 154L212 153V154H217V153H215ZM89 153V152H88ZM44 154H50L49 155V159H50V161H51V163H52V160L54 161V167L51 169L50 167V169L52 170V173L50 174V175H48V174H46V173H44L45 175L43 176V174H41L40 175V173H42V172H44L43 170H42V168L40 169V170H42V172H40V170H38L39 172H37L36 171V167L41 163H39L38 165H37V163L39 162V161H42V159H44V157L45 158H47L46 160H48L49 161V159H48V157H46V155H44V157H43V155ZM77 154V153H76ZM102 154V156L104 157L105 156V158H106V155H108L107 154V151L105 152V154L106 155H103ZM112 154H114V153H112ZM196 154V153H195ZM195 154H192V155H195ZM198 154H200V151L198 150ZM198 154H196V155H198ZM203 153H201V155H202ZM206 154H208V152L206 153ZM245 154V153H244ZM42 156L43 158L40 160V159H37V158H40L39 156ZM78 155V154H77ZM80 155V154H79ZM166 155V154H165ZM192 155H190V152H189V154L187 153V156L189 157H191L192 158ZM195 155V156H196ZM213 155V156H214ZM76 156V155H75ZM81 156V157H82ZM86 156V155H85ZM85 156H83L82 157V161L84 160L83 158L85 157ZM89 156H91L90 154H89ZM98 156H100V158H103L101 155H98ZM98 156H95V158H94V160L95 159H97L96 157H98ZM112 156H115V155H112ZM187 156H185V157H187ZM193 157V158H196V157ZM200 156V155H199ZM203 156V158L204 159H208L209 160V158L212 156V155H210L209 156V158H208V155H206L207 157L205 158V155H202ZM215 156H217V155H215ZM243 156V155H242ZM71 157H72V159H71ZM77 157H79V156H77ZM81 157H80V159H81ZM108 157V156H107ZM135 157V156H134ZM86 158H91V157H88V155H87V157ZM105 158H103V161H105ZM172 158V157H171ZM200 159H203L202 157H199ZM217 158V157H216ZM36 159H37V163H36ZM75 159H76V157H75ZM107 159V158H106ZM111 159H112V157H111ZM110 158L108 159V160H111ZM113 159H115V158H113ZM159 159V158H158ZM162 159V158H161ZM197 159H198V157H197ZM197 159H193L194 160V162L195 161H197ZM45 160V161H46ZM85 160H88V159H85ZM84 160V161H85ZM91 160V159H90ZM99 160V159H98ZM97 160V161H98ZM185 160H187V158L185 159ZM190 160V159H189ZM193 160L191 161V162H193ZM213 160V159H212ZM212 160L210 159L209 161H211L212 162ZM236 160V159H235ZM35 161V162H34ZM77 161H78V159H77ZM81 161V160H80ZM80 161L78 162V163H80ZM99 161H101V159L99 160ZM114 161V160H113ZM115 161H117V160H115ZM198 161H199V159H198ZM208 161V162H209ZM216 160L214 159V162H215ZM44 161H42V163H43ZM95 162V161H94ZM110 162V161H109ZM119 162V161H118ZM185 162V161H184ZM187 162H188V160H187ZM186 162V163H187ZM210 162V164H212V163H214V162H212L211 163ZM36 163V165H34ZM46 163V162H45ZM49 163V162H48ZM85 163L87 164H89V161H85ZM84 163V164H85ZM91 163V162H90ZM97 163H99V162H97ZM96 163V164H97ZM104 163H106V161L105 162H100V164L98 165L99 167L100 166H103L104 165ZM107 163H108V161H107ZM112 163V162H111ZM110 163V164H111ZM120 163V162H119ZM189 163V162H188ZM197 163V162H196ZM204 163H205V166L208 164L206 161H204ZM204 163H202V164H204ZM103 164V165H102ZM114 164V163H113ZM113 164L112 165H110V166H108V167H116L117 165H119L118 163H116L115 162V164H117V165H115L114 164V166H113ZM170 164V163H169ZM191 164V163H190ZM41 165V164H40ZM39 165V166H40ZM43 165V164H42ZM45 165H47V164H45ZM52 165V166H53ZM91 165V164H90ZM90 165H87L88 167L90 166ZM106 165V164H105ZM108 165V164H107ZM157 165V164H156ZM186 165V164H185ZM213 165V164H212ZM12 166H13V170H12ZM36 166V167H35ZM48 166H51V165H49L48 164ZM51 166V167H52ZM86 166V168H88ZM93 166V165H92ZM91 166V167H92ZM122 166V165H121ZM121 166H120V171L119 172H121V171H123V173H124V169H122L121 170ZM172 166V165H171ZM188 166V165H187ZM205 166H203L204 168H209V167H205ZM40 167H42V166H40ZM44 167V166H43ZM46 167V166H45ZM91 167H89V168H91ZM95 167H97V166H95ZM104 168L105 167H107V166H103ZM107 167V168H108ZM173 167V166H172ZM213 167V166H212ZM19 168V169H20ZM48 168V167H47ZM46 168V169H47ZM92 168H94V167H92ZM203 168V169H204ZM213 168H217V167H213ZM213 168H212V170H213ZM39 169V168H38ZM103 168L101 167V169H98V170H100V172L102 173L103 171H101ZM111 169V168H110ZM109 169V170H110ZM175 169V168H174ZM229 169V168H228ZM227 169V170H228ZM16 170H18L17 168H16ZM21 170H22V168H21ZM51 170H49V171H51ZM94 170V169H93ZM103 170H106V169H103ZM114 171H117L118 172V170L117 169H113ZM113 170H111V172L113 171ZM157 170V169H156ZM182 170V169H181ZM184 170V169H183ZM207 170V169H206ZM211 169L209 168V170L207 171V172H209ZM212 170H211V173H212ZM48 171V172H49ZM82 172H83V170H81ZM87 171V169L84 171V173ZM89 171V170H88ZM97 171V170H96ZM113 171V172H114ZM187 171V170H186ZM217 171V169L215 170V171H213V173H215ZM14 173H16V171L14 170L13 171ZM90 174L92 175L93 174V172H95V170L92 172L91 170H90ZM110 172V174H112ZM185 172V171H184ZM204 172H206L205 171V169H204ZM203 171H202V173H204ZM206 172V173H207ZM18 173H20L19 171H18ZM18 173H16V174H18ZM79 173H80V171H79ZM87 174H89V172H86ZM85 173V174H86ZM97 173H98V171H97ZM96 173V174H97ZM101 173H99V175L101 174ZM107 173V172H106ZM106 173H105V171L103 172V176L102 177H104V174L106 175ZM109 173V172H108ZM116 173V172H115ZM122 172L121 173H119L120 175L121 174H123ZM138 173V172H137ZM140 173V172H139ZM21 174H22V171H21V173H20V175L19 176H21ZM81 174H83V173H81ZM96 174H95V176H96ZM109 174V175H110ZM114 174V173H113ZM117 174V173H116ZM158 174H160L159 172H158ZM176 174V173H175ZM209 174V173H208ZM219 174H221V172L219 173ZM15 175V174H14ZM98 175V174H97ZM137 175V174H136ZM201 175V173L199 172V175L198 176H200ZM203 175V174H202ZM16 176V175H15ZM101 176V175H100ZM117 176V175H116ZM142 176V175H141ZM166 176V175H165ZM184 176V175H183ZM183 176H181V175H178V176H174V178L170 181V178L168 179L170 182H168L167 180V182L168 183H170V185L171 184H173V185H175L176 186V188L177 189H179L180 191H184L185 189H187L188 187H190V186H192L193 188H194V190H195V201L197 200V202L199 201V202H201L200 200L202 199L201 197L203 196V194H198V187H199V185L197 184L198 182L200 183V182H204L205 183V180H206V178L208 177V175L206 176V175H203V176H206V178L204 179H200L199 180V178L201 177H198L197 175V177L195 176H191V178L190 179H188V178H185V177H183ZM202 176V177H203ZM22 177V176H21ZM89 177V176H88ZM99 177V176H98ZM101 177V178H102ZM107 177H108V175H107ZM110 177V176H109ZM111 177H112V175H111ZM114 177H115V175H114ZM114 177H113V179H114ZM122 177V176H121ZM153 177V176H152ZM17 178V177H16ZM24 178V177H23ZM84 178H86V176H84ZM92 178H94L93 176H92ZM116 178H118V177H116ZM114 179V180H117V179ZM165 178V177H164ZM212 178V177H211ZM83 179V178H82ZM88 179V178H87ZM91 179V176L89 177V180ZM108 179V178H107ZM110 179V178H109ZM216 179V178H215ZM92 180H94V179H92ZM97 180H100V181H102L101 179H97ZM97 180L95 179V184H97V185H95V184H93V185H95V187L96 186H98V184L100 185V186H102V184L101 183H99V181L97 182ZM103 180H105L104 178H103ZM118 180H119V178H118ZM116 181V182H118V184H119V181ZM139 180H140V178H139ZM22 181H20L21 183H22ZM84 181V180H83ZM110 181H111V179H110ZM113 181V180H112ZM192 181H195V182H192ZM208 181V180H207ZM104 182V181H103ZM106 182H108L107 180H106ZM110 183V182H109ZM113 182H111L110 184H112ZM163 183H164V181H163ZM83 184V185H82ZM109 184V185H110ZM114 184H115V181H114ZM118 184H116L117 186H118ZM165 184V183H164ZM22 185V184H21ZM93 185H91V187H89L90 189L92 188V186ZM106 185H107V183H106ZM108 185V186H109ZM162 185V184H161ZM22 186H24V184L22 185ZM47 186V187H46ZM107 186V187H108ZM168 186V185H167ZM46 187V188H45ZM99 187V186H98ZM98 187H96V188H98ZM103 187V186H102ZM102 187L100 188L101 190L100 191H102ZM111 187H112V185L110 186V189H111ZM22 188H24V187H22ZM77 188H80L79 190L77 189ZM88 188V189H89ZM112 188H114V187H112ZM117 188V187H116ZM209 188V187H208ZM90 189H89V191H90ZM104 189V188H103ZM108 190V188H107V190L108 191H111V190ZM164 189V188H163ZM18 190H19V188H18ZM23 190H25V189H23ZM76 190H78L77 192H76V194H75V191ZM81 190V191H80ZM92 190H94V191H90V192H95V189H94V187H93V189ZM116 190H117V193L119 194L121 191H119V188L118 189H115V192L112 194V192H111V194H112V198L113 197H115L116 198V195H118V194H116ZM121 190V189H120ZM22 190H20L19 192H21ZM85 191H86V189H85ZM100 191H99V199L97 198V201H100V198L101 199H103L102 198V196H100ZM114 191V190H113ZM119 191V192H118ZM162 191V190H161ZM178 191V190H177ZM19 192H17V193H19ZM87 192H88V190H87ZM102 192H104V191H102ZM192 192V191H191ZM207 192V191H206ZM219 192V191H218ZM16 193V194H17ZM23 192H21V194H22ZM30 193H32V194H30ZM86 193V192H85ZM104 193H106V192H104ZM178 193V192H177ZM184 193H185V191H184ZM183 193V194H184ZM226 193V194H227ZM73 194H75V195H77L76 197H78L76 200H75V198H73V197H75V195L73 196ZM83 194V193H82ZM87 194V193H86ZM89 194V193H88ZM87 194V195H88ZM95 194V193H94ZM198 194V195H197ZM221 194V193H220ZM25 195H27L26 197H25ZM85 195V194H84ZM86 195V196H87ZM96 195V194H95ZM104 195V194H103ZM115 195V196H114ZM121 194H119L118 196L119 197H122V196H120ZM135 195V194H134ZM150 195V194H149ZM182 195V194H181ZM192 195V194H191ZM204 195H206L205 193H204ZM209 195H211V194H209ZM12 196H14L13 198H12ZM29 196V198H28V200L26 199L27 197ZM81 196V195H80ZM91 196V195H90ZM92 196H93V194H92ZM96 196H98V195H96ZM117 196V197H118ZM138 196V195H137ZM145 196V195H144ZM166 197H167V194L165 195ZM228 196H226V197H228ZM17 197V198H18ZM82 197H84V196H81V201L82 202H84V200H82ZM95 197V196H94ZM93 197V198H94ZM104 197V196H103ZM118 197V198H119ZM141 197V196H140ZM151 197V196H150ZM150 197H149V201L151 200L150 199ZM182 197V196H181ZM186 197H189V196H186ZM204 197V196H203ZM85 198H88V197H85ZM105 198V197H104ZM114 198V199H115ZM189 198H191V199H193L192 197H189ZM44 199V200H45ZM84 199V198H83ZM91 199H92V197H91ZM91 199H87V200H89V201H92ZM95 199V198H94ZM106 199L107 198H105V201H106ZM113 199V200H114ZM117 199V198H116ZM115 199V200H116ZM168 199V198H167ZM18 200H21L20 198H18ZM17 199H15V202L16 201H18ZM21 200V201H22ZM43 200V202H46L47 201V199L44 201ZM86 200V201H87ZM114 200V202L115 203H117V202H119V201H115ZM120 200V199H119ZM121 200H123V199H121ZM207 200V199H206ZM227 200V199H226ZM52 201V203L53 204H50V202ZM89 201H87V202H84V204L83 205H85V207H86V209H87V206L89 205H87L86 206V204L85 203H88ZM104 201V202H105ZM147 201V200H146ZM174 201V200H173ZM185 201V200H184ZM192 201H194V200H192ZM191 201V202H192ZM7 202V203H6ZM31 202H33V201H31ZM31 202H30V204H31ZM42 202V203H43ZM82 202H80V203H82ZM103 202V201H102ZM101 201H100V204L102 203ZM121 202V201H120ZM152 204H153V202L152 201H150ZM229 202V201H228ZM93 203V202H92ZM98 203V202H97ZM159 203V202H158ZM202 203V202H201ZM9 204V203H8ZM11 204V203H10ZM37 204V205H38ZM44 204V203H43ZM76 204V205H75ZM90 204H91V202H90ZM93 204H95L96 205V203L94 202ZM93 204H91V205H93ZM32 205V204H31ZM37 205H36V209H37ZM103 205H105L104 203H103ZM151 205V204H150ZM195 207H197V204L196 203H194L193 204ZM201 205V204H200ZM205 205V204H204ZM10 206V205H9ZM12 206V205H11ZM14 206V205H13ZM26 206V205H25ZM30 206V205H29ZM41 206H45L46 207V205H41ZM40 205H39V207H41ZM81 206H82V204H81ZM96 206H98L99 207V205H96ZM101 206V205H100ZM157 206V205H156ZM162 206V205H161ZM203 206V205H202ZM27 207H28V204H27ZM80 207V206H79ZM83 207V206H82ZM82 207H80V208H82ZM85 207H84V209H85ZM89 207V209H91L92 210V208H90V206H88ZM93 207V206H92ZM103 207H106V205L105 206H101V207H99V208H103ZM176 207V206H175ZM26 208V207H25ZM31 208H34V206L33 207H31ZM30 208V209H31ZM26 209H28V208H26ZM26 209H24V212H25V210ZM35 209V210H36ZM95 209H98L97 207H95ZM233 209H235V208H232V211H233ZM29 210V209H28ZM32 210L33 209H31V210H29L31 213H33L32 212ZM81 210V209H80ZM90 210V211H91ZM38 211V210H37ZM77 213H79L80 214V211L77 209ZM83 211V213H85L84 211L85 210H82ZM82 211H81V213H82ZM98 211H103V210H96V212H97V214H98ZM23 212V213H24ZM38 212V213H39ZM88 212V211H87ZM93 213L95 212V210L94 211H92ZM91 212V213H92ZM95 212V213H96ZM100 212V213H101ZM234 212V211H233ZM235 212H237L236 210H235ZM30 213V214H31ZM37 213V214H38ZM76 213V215H78ZM89 213V212H88ZM90 213V214H91ZM103 213V212H102ZM29 214V215H30ZM40 214V215H41ZM223 213L221 212H218V213H216V214H214V210H213V214H208V216H207V218L209 219L208 221L211 223V224H213V222L216 220V219H218V217L219 216H221ZM228 214H229V211H228ZM236 214H239V212H237ZM26 215V214H25ZM34 215V214H33ZM43 215H42V217H43ZM81 215V214H80ZM83 215V214H82ZM196 215V214H195ZM203 215H204V211L203 212H200L199 213V215L198 216H200V218H202L203 217ZM230 215V214H229ZM260 215V216H259ZM31 216H32V214H31ZM47 216V217H46ZM68 216V215H67ZM85 217H87V214L86 215H84ZM90 216V215H89ZM88 216V217H89ZM93 216V215H92ZM91 216V217H92ZM37 217H40L39 215L37 216ZM41 217V219H43ZM54 217H51V219H53ZM69 217V216H68ZM71 217V216H70ZM70 217H69V219H70ZM72 217H74V216H72ZM71 217V220L73 221L74 219H75V217L74 218H72ZM95 216H93V218H94ZM99 217V216H98ZM243 217L241 218L242 219V222H243V224H244V221H243ZM253 219H252V218ZM31 218V217H30ZM32 218H33V216H32ZM31 218V219H32ZM66 219H67V217H65ZM64 218V219H65ZM77 218H78V216H77ZM77 218L75 219L76 221H77ZM82 218V217H81ZM80 218V219H81ZM96 218V217H95ZM49 219H50V217H49ZM48 219V220H49ZM55 219V218H54ZM65 219V220H66ZM79 219V218H78ZM79 219V220H80ZM86 219V218H85ZM84 219V220H85ZM88 219V218H87ZM87 219H86V221H87ZM191 219V218H190ZM195 219V218H194ZM236 219V218H235ZM241 219H238V220H241ZM247 219H244V220H247ZM27 220V219H26ZM38 220V219H37ZM63 220V219H62ZM70 220V221H71ZM74 220V221H75ZM82 221H84L83 219H81ZM80 220V222L82 223V221ZM94 220H96V219H94ZM93 220V222H95L94 224L96 225L95 227H92V226H94V224H93V222L91 221V223L93 224H90V225H92V226H89V224H88V222H90V220H88V222H87V224H88V227H92V228H96V230H98V231H95V232H97L96 233V236H98L99 238H101V239H99L100 241L102 240V242H104V238L102 239V237L104 236H102V233H103V231L104 232H106L105 231V228H104V226L102 227V225H103V222L101 221L102 220V215L100 216V218H97V223H96V221H94ZM196 220V219H195ZM238 220H237V223H239L238 222ZM249 220V219H248ZM249 220V221H250ZM255 220V219H254ZM31 222H32V220H30ZM43 221L45 222V223H43ZM43 221H42V223L43 224H45L44 226V228H39V231H40V229H42V231L44 230H46L47 231V228L49 227L48 225L46 226V222L47 221H45L44 219H43ZM53 220H51V221H49V222H51V223H49V224H52L53 225V223H54V221L52 222ZM69 221V223L71 224V222ZM76 221L74 222V224H73V222H72V224L73 225H75L76 224ZM183 224L185 223L184 221H182V220H180ZM225 223L227 224V222L230 224V217H226L225 218ZM28 222L29 221H27V225H28ZM31 222H29L30 223V227L32 226L33 227V223L31 224ZM34 222V221H33ZM57 222H61V221H57ZM63 222H65V221H63ZM67 222V221H66ZM65 222V223H66ZM79 221H77V223H78ZM79 222V223H80ZM247 222L248 221H246L245 223H246V225H248L247 224ZM259 222H257V223H259ZM261 222H260V224H261ZM41 223V222H40ZM39 222L38 223H36V224H40ZM69 223L67 224L68 226H69ZM78 223V224H79ZM83 223H85V222H83ZM82 223V224H83ZM157 222H155V224H156ZM178 223H180V222H178ZM26 224H24V225H26ZM35 224V223H34ZM58 223H56V225H57ZM152 224H154V222L152 223ZM229 224L226 226V228L227 227H229ZM235 224V221H234V223L232 224V225H234ZM242 224V223H241ZM61 225V224H60ZM175 225V223L173 224V227L175 228L176 226H174ZM245 225V224H244ZM251 225V224H250ZM253 225V224H252ZM254 225H255V223H254ZM38 226V225H37ZM40 226H42V224L40 225ZM53 226H55V224L53 225ZM49 227L51 230L50 231H53L52 229L53 228H56V226L55 227ZM58 226H59V224H58ZM57 226V227H58ZM81 226H83V225H81L80 224V227ZM106 226V225H105ZM155 226V225H154ZM243 226V225H242ZM256 226H257V224H256ZM261 226H262V224H261ZM28 227V228H27ZM26 227V229L25 230H29L30 232L31 231H34V230H32L31 228H29V226H27ZM36 227V226H35ZM63 227V226H62ZM70 227V229L71 228H73V227H71V226H69ZM77 227H79V225L77 226ZM76 227V228H77ZM84 227V226H83ZM245 227V226H244ZM258 227V226H257ZM262 227H264V225L262 226ZM36 228H38V227H36ZM46 228V229H45ZM59 228H61V226H59L58 228H57V231H58V229ZM68 228V227H67ZM67 228L65 227L64 229L63 228H61V230L63 231V233H62V231H61V233L62 234H65L64 232H65V230L67 231ZM82 228V227H81ZM102 228H104V230L102 229ZM152 228H153V226H152ZM69 229V232L67 231L66 232V234L67 233H69L70 234V232H72V230H70ZM74 229V231H75V228H73ZM78 229V228H77ZM107 230V229H106ZM194 230V229H193ZM37 231V230H36ZM43 231V232H44ZM50 231H49V234H50ZM57 231L55 230V232H56V235H58V233H57ZM73 231V232H74ZM91 231H94V230H90V232ZM194 231H198V232H201L199 235H197V234H195L194 235V238L196 237V239H197V241L200 243V241H202V244H206L207 245V243H209V245L211 244V246H209L208 248H205V246L203 247V245L201 244V246L200 247H203L202 249H204V250H199V249H197V250H199V251H203V252H201V253H203V256L202 257H204V258H202V260L201 261H203L202 262V264H208V260L209 259H215V261H213V262H210L209 264H221V262H218V261H216L217 259H219V257H220V253H219V251H221V250H219V251H216V249L218 248H215V246H213V244L212 243H214L215 241H212V239H215L214 238V233H213V231H211L212 233H209L210 231H206V229H205V227L204 226H202L201 225V227L198 225V227L194 230ZM42 232V233H43ZM73 232H72V235H73ZM77 232V231H76ZM79 232V231H78ZM78 232H77V234H78ZM80 232H81V229H80ZM83 232H84V230H83ZM89 232V234L91 235H93V233H95V232H93V233H90ZM203 232V233H202ZM40 233H41V231H40ZM53 233H54V231H53ZM75 233V232H74ZM87 233V232H86ZM38 234V233H37ZM44 234V233H43ZM66 234H65V238L63 239V238H61L62 236H60V235H58L59 237H57L62 243H64V244H66L65 242H64V240L66 239ZM76 233H75V235H77ZM106 234V233H105ZM211 234H213V236L211 235ZM262 234V233H261ZM68 235V234H67ZM79 235V234H78ZM77 235V236H78ZM88 235V234H87ZM257 235V234H256ZM21 236V239H18V237H17V242L18 243H16L17 245L20 243V242H25V244H26V247L29 245V243H28V245H27V243H26V241L25 240H27V242H29V239H26V238H24V239H22V235H20ZM24 236H26V237H28V235H26V234H24ZM55 236V235H54ZM71 236V235H70ZM74 236V235H73ZM73 236H71L70 238H72ZM81 236L83 237V235L82 234H80V236H79V238L82 240L83 238H81ZM84 236H86V235H84ZM94 236V235H93ZM211 236L213 237V238H211ZM257 236H259V235H257ZM257 236H253L252 238H250V239H254V238H257ZM48 237V236H47ZM53 238V237H52ZM69 238V239H70ZM78 238V239H79ZM90 238H91V236H90ZM93 238V237H92ZM136 238V237H135ZM138 238V237H137ZM54 240H55V242H56V237L55 238H53ZM57 239V243H59V240ZM61 239H63V241L61 240ZM218 239V238H217ZM44 240V239H43ZM66 240H68V237H67V239ZM87 241H88V239H86ZM95 240H96V238H95ZM98 240V239H97ZM96 240V241H97ZM16 241V240H15ZM69 241V240H68ZM68 241H66L67 243H69ZM72 241V240H71ZM90 241H91V239H90ZM89 241V242H90ZM99 241V242H100ZM221 241V240H220ZM55 242H53V244L55 243ZM75 242V241H74ZM79 242H80V240H79ZM79 242H77V243H79ZM84 242V241H83ZM89 242H87V243H89ZM98 242V241H97ZM97 242H96V245H97ZM102 242H100V243H102ZM15 243L14 244H9V247H10V249H9V251L8 250H6V251H8V252H2V254H4V256L5 257H7V255H11V256H13V254H14V252L12 253V252H10V250L12 249V247L13 246H15ZM52 243V242H51ZM61 243V244H62ZM99 243V244H100ZM137 243V242H136ZM135 243V244H136ZM216 243V242H215ZM214 243V244H215ZM218 243V242H217ZM217 243H216V246H218L217 245ZM31 244V243H30ZM53 244H51V245H53ZM56 244V243H55ZM54 244V245H55ZM61 244L59 243V245H60V247L62 248V246L63 247H65V245H62L61 246ZM70 244H72V243H70ZM74 244V243H73ZM72 244V245H73ZM85 244V243H84ZM102 244H104V243H102ZM133 244H134V242H133ZM251 244H252V242H251ZM20 245V244H19ZM18 245V246H19ZM23 245V244H22ZM71 245V246H72ZM74 245H76V244H74ZM78 245H80L81 246V244H78ZM101 245V244H100ZM168 245V244H167ZM263 245V244H262ZM12 246V247H11ZM23 246H25V245H23ZM22 246V247H23ZM56 246V245H55ZM79 246V247H80ZM86 246H87V248H88V245L86 244ZM104 246H105V244H104ZM175 246H177L179 249H181V248H183V246L186 248V251H187V247H189L188 246V244L187 243H185V241L184 240H180V241H178L177 243H176V245ZM208 246V245H207ZM250 246V248L252 247L251 245H249ZM8 247V248H9ZM21 247V246H20ZM52 247H54V246H52ZM52 247H50V249H52ZM58 247V246H57ZM66 247H67V244H66ZM70 246H68L67 248H69ZM74 248H76V247H78L77 245H76V247L75 246H73ZM73 247H71V248H73ZM81 247H85V245H83V246H81ZM101 247V249H102V247L103 246H100ZM122 247H124L121 251H123L122 253H120L119 254V258H120V260L123 262V264L124 263H126L125 261H124V258H123V254H125V258H131V257H133L132 255L134 254L135 256H136V259L135 260H137L138 259V254L136 253V251L133 249V247L130 245V244H128L127 245V243L125 244V245H123V246H121L120 247V249L122 248ZM129 247H131L130 248V250H128V249H126V248H129ZM222 247V246H221ZM243 247H244V245H243ZM24 248V247H23ZM66 248V249H67ZM86 248V247H85ZM103 248H105V247H103ZM22 249V248H21ZM54 250H55V248H53ZM79 249V248H78ZM76 250V251H79V250ZM81 249V248H80ZM89 249V251H86L87 253L88 252H90V248H88ZM190 249V248H189ZM188 249V251L187 252H189L190 250ZM201 249V248H200ZM223 249V248H222ZM44 249H42V251H43ZM54 250H51V253H52V251L54 252ZM57 250V249H56ZM70 249H67V251H65L64 250V253L66 252H69L71 255H73L72 253H74V252H70L69 251ZM74 250V249H73ZM84 250V249H83ZM87 250V249H86ZM181 250H183V249H181ZM180 250V251H181ZM229 250V249H228ZM231 250V249H230ZM229 250V251H230ZM12 251V250H11ZM22 251V250H21ZM20 251V252H21ZM46 251V250H45ZM61 251V253L60 254H62V251L63 250H61V249H59V251H57L58 252V255H57V252H55L56 253V257H53V258H51L52 259V261L53 262H50L49 261V259H48V261H49V264H70V262H72V261H74L75 260V258L77 257V259H78V255H76V256H74L75 258H74V260L73 259H71V257H73V256H71V257H68V256H70V255H66V253H65V256H63V255H60L59 256V252ZM100 251V250H99ZM98 251V252H99ZM103 250H101V253L99 252V254H102L103 252H102ZM184 251V250H183ZM44 252V251H43ZM48 252V251H47ZM50 252V251H49ZM82 254H83V252L82 251H80ZM94 252V251H93ZM92 252V253H93ZM106 252V251H105ZM104 252V253H105ZM222 252V251H221ZM38 253H40V251L38 252ZM75 253H77V252H75ZM186 253V252H185ZM184 252H183V254H185ZM200 253V252H199ZM15 254H16V252H15ZM41 254H42V252H41ZM47 253H44V255H46ZM50 254V253H49ZM78 254V253H77ZM80 254V253H79ZM85 254V253H84ZM94 254H96L95 252L93 253V256H94ZM97 255L96 257L94 256H92L94 259L89 263V261L86 263L85 261H84V259L86 260L87 258L85 257H83L82 255V259H83V262L84 263H81L80 261H82L81 259H80V257H79V259H80V261H79V259L77 260V261H79L80 263L79 264H113V263H111L110 261H109V259L107 258V256H105V255ZM182 254V255H183ZM230 254V253H229ZM53 255V254H52ZM51 254H50V256H52ZM75 255V254H74ZM88 255H91V254H89L88 253ZM181 255V256H182ZM191 255H193V254H191ZM231 255V254H230ZM4 256H0V258L1 259H6V258H4ZM10 256V257H11ZM42 256V255H41ZM40 256V257H41ZM49 255H47L46 257H48ZM55 256V255H54ZM197 256V255H196ZM199 256V255H198ZM45 257V256H44ZM44 257H42V258H44ZM183 257V256H182ZM185 258H186V261L187 260H189V261H192V260H190V258L188 257V259H187V255L185 254V256H184ZM42 258H40L39 259V256H38V259L39 260H41ZM192 258H193V256H192ZM194 258H195V256H194ZM14 259V258H13ZM37 259V260H38ZM50 259V260H51ZM92 259V258H91ZM132 259V261H129L128 262V264L129 263H135V260L133 259V258H131ZM197 259V258H196ZM200 259H201V257H200ZM8 260V259H7ZM38 260V261H39ZM44 260V259H43ZM45 260H47V259H45ZM88 260V259H87ZM206 260V261H205ZM189 261H188V263H189ZM196 261V260H195ZM194 260H193V262H195ZM199 261V260H198ZM197 261V262H198ZM9 262V261H8ZM42 262V261H41ZM46 262V263H45ZM168 262V263H167ZM196 262V263H197ZM35 263V262H34ZM39 263V262H38ZM47 264L48 262L47 261H43L42 262V264ZM77 263V262H76ZM76 263H74V264H76ZM175 262H171V261H165L163 264H174ZM183 263V262H182ZM188 263H186V264H188ZM200 262H198V264H199ZM0 264H5V262H4V260H0ZM8 264H11L10 262L8 263ZM41 264V263H40ZM78 264V263H77ZM176 264V263H175ZM191 264V263H190Z\"/></svg>",
  "mask_w": 264,
  "mask_h": 264
},
{
  "label": "water",
  "instance_id": "95a60500",
  "mask_svg": "<svg viewBox=\"0 0 264 264\" xmlns=\"http://www.w3.org/2000/svg\"><path fill=\"white\" fill-rule=\"evenodd\" d=\"M84 28L86 29L87 27H86V26H84ZM4 258H6V259H10L11 257H9V256H8V257H5V256H4Z\"/></svg>",
  "mask_w": 264,
  "mask_h": 264
}]
</instances>
